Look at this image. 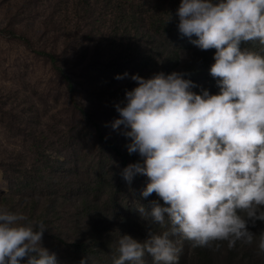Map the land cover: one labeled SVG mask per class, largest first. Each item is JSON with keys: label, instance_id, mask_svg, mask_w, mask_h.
<instances>
[{"label": "clouds", "instance_id": "9594fccd", "mask_svg": "<svg viewBox=\"0 0 264 264\" xmlns=\"http://www.w3.org/2000/svg\"><path fill=\"white\" fill-rule=\"evenodd\" d=\"M175 15L182 37L216 50L209 71L219 92L196 94L187 73L131 76L137 87L125 92L124 106L115 105L120 118L111 127L129 129L127 152L142 162L121 176L129 185L136 175L147 177L142 197L159 199L136 210L168 227L156 233L150 225L143 241L120 236L112 264H145L146 254L153 264H179L175 237L194 248L257 243L264 254V230H249L264 222V55L241 48L264 45V0H181ZM46 230L43 221L0 207V264H58L42 246ZM88 262L86 256L80 264Z\"/></svg>", "mask_w": 264, "mask_h": 264}, {"label": "trees", "instance_id": "16d2710c", "mask_svg": "<svg viewBox=\"0 0 264 264\" xmlns=\"http://www.w3.org/2000/svg\"><path fill=\"white\" fill-rule=\"evenodd\" d=\"M180 2L0 0V8L9 14L11 34L45 59L64 85L69 114L75 120L76 139L93 144L92 154L87 153L85 161L77 160L78 164H85V172L94 175L91 183L80 174L72 196L69 189L62 187L63 197H47L50 199H46L45 208H39L41 201L34 199L29 208L10 209L30 221H43L47 230L42 246L56 254L58 264H80L86 256L88 264H112L113 257L118 256L120 236L130 235L143 241L150 225L156 233L167 230L168 225L152 224L150 217H142L136 210L159 199L155 193L142 197L149 182L147 177L136 175L129 185L121 176L129 164L142 162L138 154L127 152L126 145L131 141L123 133L129 129L123 125L112 129V122L120 118L118 112L106 109L102 90L83 85L80 79L83 68L93 69L103 54L113 48L106 69L117 76L127 73L126 82L134 88L137 84L131 80L132 75L148 79L161 72H181L187 73L184 78L197 86L191 89L196 94H201L202 89L218 94L216 80L209 71L216 50L202 51L181 36L175 15ZM244 47L264 55V45L258 41L242 44ZM249 230L258 235L264 230V222L257 221ZM174 239L180 241L178 246L182 248L179 264H264V254L259 252L257 243L237 242L229 248L227 241H214L211 247L194 248L190 241ZM144 261L153 264L150 255L146 254ZM20 264H27V259Z\"/></svg>", "mask_w": 264, "mask_h": 264}, {"label": "rangeland", "instance_id": "374dc122", "mask_svg": "<svg viewBox=\"0 0 264 264\" xmlns=\"http://www.w3.org/2000/svg\"><path fill=\"white\" fill-rule=\"evenodd\" d=\"M9 22V14L0 8V207L25 209L36 199L45 208L46 199L63 197L62 187L72 196L80 174L91 183L94 175L77 160L85 161L93 144L76 139L64 85L45 59L11 34ZM108 51L93 69L81 70L80 81L102 90L106 109L116 110L134 86L126 82L128 77L118 80L106 69L114 54L113 48Z\"/></svg>", "mask_w": 264, "mask_h": 264}]
</instances>
